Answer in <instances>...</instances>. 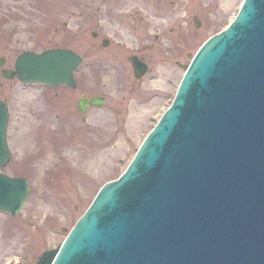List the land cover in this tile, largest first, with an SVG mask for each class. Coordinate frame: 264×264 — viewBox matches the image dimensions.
Returning <instances> with one entry per match:
<instances>
[{"label":"water","instance_id":"1","mask_svg":"<svg viewBox=\"0 0 264 264\" xmlns=\"http://www.w3.org/2000/svg\"><path fill=\"white\" fill-rule=\"evenodd\" d=\"M78 64L65 50L24 53L1 77L74 87ZM6 121L0 104V167ZM27 193L23 179L0 174V212L17 215ZM36 264H264V0H243L198 49L125 172Z\"/></svg>","mask_w":264,"mask_h":264},{"label":"rangeland","instance_id":"2","mask_svg":"<svg viewBox=\"0 0 264 264\" xmlns=\"http://www.w3.org/2000/svg\"><path fill=\"white\" fill-rule=\"evenodd\" d=\"M241 1H203L204 12L191 14L201 23L199 31L190 18L194 35L188 47L190 55L230 22ZM91 2L0 0L3 67L12 68L16 57L25 51L64 47L78 54L85 52L90 29L81 22ZM187 61L184 58V63ZM170 67L153 64L139 90L59 88L50 90L55 96L48 98L44 90L22 86L16 80L2 84L0 99L9 107L7 143L11 152L2 172L25 178L29 194L17 216L0 214V264H35L45 249L62 243L98 189L123 172L170 104L181 76L178 71L171 89L166 90L161 84ZM78 81L82 89L87 88L85 73ZM81 94L105 97V103L101 109L79 115L75 104Z\"/></svg>","mask_w":264,"mask_h":264},{"label":"flooded vegetation","instance_id":"3","mask_svg":"<svg viewBox=\"0 0 264 264\" xmlns=\"http://www.w3.org/2000/svg\"><path fill=\"white\" fill-rule=\"evenodd\" d=\"M203 1L92 0L82 19L90 30L86 51L80 55L82 64L75 73V89L97 92L139 90L142 80L151 74L153 64L171 66L168 78L161 84L166 90L171 89L173 78L189 62L188 47L194 38L190 32V18L193 13L204 12ZM197 22L199 27L201 23ZM183 57L188 59L186 63ZM129 58H136V62L145 65L147 73L135 78ZM83 73L87 77L86 89H82L78 81ZM45 95L50 97V94ZM0 101L6 103L9 118L7 102Z\"/></svg>","mask_w":264,"mask_h":264},{"label":"bare ground","instance_id":"4","mask_svg":"<svg viewBox=\"0 0 264 264\" xmlns=\"http://www.w3.org/2000/svg\"><path fill=\"white\" fill-rule=\"evenodd\" d=\"M4 255V254H3ZM1 256V255H0ZM9 262V260L7 261V259H6V263H8Z\"/></svg>","mask_w":264,"mask_h":264}]
</instances>
